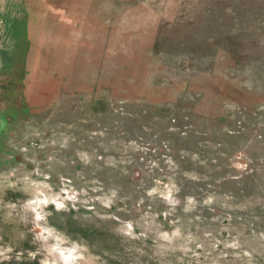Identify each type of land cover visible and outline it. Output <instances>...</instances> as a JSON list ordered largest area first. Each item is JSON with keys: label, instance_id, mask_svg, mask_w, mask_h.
Here are the masks:
<instances>
[{"label": "rangeland", "instance_id": "374dc122", "mask_svg": "<svg viewBox=\"0 0 264 264\" xmlns=\"http://www.w3.org/2000/svg\"><path fill=\"white\" fill-rule=\"evenodd\" d=\"M0 264H264V0H0Z\"/></svg>", "mask_w": 264, "mask_h": 264}]
</instances>
